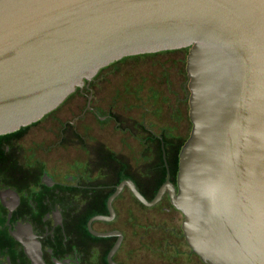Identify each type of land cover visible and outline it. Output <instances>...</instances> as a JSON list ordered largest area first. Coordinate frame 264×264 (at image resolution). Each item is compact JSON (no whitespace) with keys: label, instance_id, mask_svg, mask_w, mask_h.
Returning <instances> with one entry per match:
<instances>
[{"label":"water","instance_id":"1","mask_svg":"<svg viewBox=\"0 0 264 264\" xmlns=\"http://www.w3.org/2000/svg\"><path fill=\"white\" fill-rule=\"evenodd\" d=\"M186 48L177 192L127 184L146 206L168 188L205 264H264V0H0V136L122 58Z\"/></svg>","mask_w":264,"mask_h":264},{"label":"flooded vegetation","instance_id":"2","mask_svg":"<svg viewBox=\"0 0 264 264\" xmlns=\"http://www.w3.org/2000/svg\"><path fill=\"white\" fill-rule=\"evenodd\" d=\"M102 69L73 92L85 99L82 109L74 100L57 112L72 93L38 121L0 136V264H205L188 247L183 216L169 199L182 145L170 132L156 133L154 103L142 106L140 121L128 114L127 87L120 111L102 109L95 87ZM34 127L38 140L27 141ZM127 183L147 202L167 187L146 206ZM139 207H159L165 220L143 221Z\"/></svg>","mask_w":264,"mask_h":264},{"label":"rangeland","instance_id":"3","mask_svg":"<svg viewBox=\"0 0 264 264\" xmlns=\"http://www.w3.org/2000/svg\"><path fill=\"white\" fill-rule=\"evenodd\" d=\"M187 52L188 49L186 48L149 55L130 56L103 68L97 75L98 82L95 84L98 99L102 101L101 108L114 110V112L120 111L122 107L120 96L123 88H129L131 92L129 95L125 92L124 98L129 104H133L134 109L130 110L128 114L140 121L142 106L146 111L151 109L148 104L154 103L156 133L170 132V135L174 137L172 142L175 147L180 148L191 129L188 118V90L185 72ZM78 94V91L73 93L57 109V112L63 110L66 104L74 100L79 101V110L82 109L85 99L79 98ZM150 119L153 120L152 117ZM107 125L112 124L109 122ZM39 135L40 133L34 127L29 131L27 141L38 140ZM109 141L114 140L109 139ZM127 200L131 201L125 196L121 201ZM158 209L159 207L155 209L139 207V216L146 222L164 221L165 215L158 213ZM180 219L181 217L176 214L171 223L173 225L179 224Z\"/></svg>","mask_w":264,"mask_h":264},{"label":"trees","instance_id":"4","mask_svg":"<svg viewBox=\"0 0 264 264\" xmlns=\"http://www.w3.org/2000/svg\"><path fill=\"white\" fill-rule=\"evenodd\" d=\"M145 55H147V54H145ZM138 56V55H137ZM183 144V143H182Z\"/></svg>","mask_w":264,"mask_h":264}]
</instances>
